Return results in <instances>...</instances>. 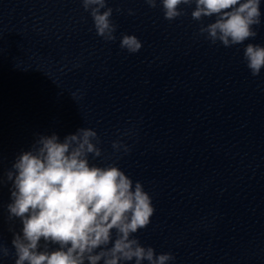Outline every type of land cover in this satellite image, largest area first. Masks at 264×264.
<instances>
[{"label":"clouds","instance_id":"obj_1","mask_svg":"<svg viewBox=\"0 0 264 264\" xmlns=\"http://www.w3.org/2000/svg\"><path fill=\"white\" fill-rule=\"evenodd\" d=\"M89 12L96 34L106 42L116 40L117 25L107 0H81ZM150 8L157 0H145ZM164 18L173 21L184 15L181 5L191 6L193 20L213 17L214 22L200 27V34L225 47L243 44L255 38L254 26L261 23V0H159ZM117 12L120 9H116ZM129 15H133L131 9ZM142 44L135 35L123 34L120 48L137 53ZM244 60L253 76L264 68V46L248 43ZM96 131L79 128L64 137L40 136L29 151L22 152L6 173L12 181L8 219L19 218L22 235L11 241L15 264H168L172 253L156 254L151 246H142L134 236L150 223L155 209L143 185L135 183L115 164L100 167L90 164L102 155ZM127 154L130 149L120 141L112 144ZM2 182V181H0ZM115 231V238H113ZM43 239V250L40 241ZM49 244L58 245L49 250ZM10 249L0 244V257Z\"/></svg>","mask_w":264,"mask_h":264}]
</instances>
